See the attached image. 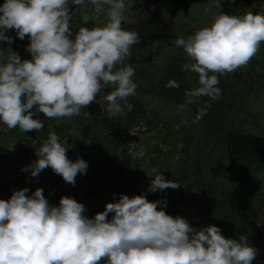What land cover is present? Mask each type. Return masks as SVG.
Returning <instances> with one entry per match:
<instances>
[{
	"label": "clouds",
	"instance_id": "9594fccd",
	"mask_svg": "<svg viewBox=\"0 0 264 264\" xmlns=\"http://www.w3.org/2000/svg\"><path fill=\"white\" fill-rule=\"evenodd\" d=\"M85 5L96 14L108 6L107 21L81 26L73 34L71 12ZM125 8V0H4L0 42L8 48L0 47V122L23 133L39 132L44 123L34 118L38 113L49 120L77 116L107 87L112 91L99 103H107L110 115L130 107L127 100L137 85L134 68L124 61L141 38L122 26ZM13 29L19 39H30L31 59H21L12 49L13 38L5 33ZM172 43L186 56L182 71L198 75L199 87L185 93L187 103L201 96L219 100V77L245 67L264 43V13L219 11L210 25ZM165 87L179 84L171 81ZM204 115L199 110L196 121ZM14 144L8 148L14 150ZM36 154L38 159L21 169L32 177L50 167L75 186L77 175L86 174L89 166L83 158L70 160L55 132ZM140 168L153 177L150 192L180 187L155 167ZM28 193L25 187L0 199V264H253L258 254L247 235L227 238L214 224L196 229L186 218L158 208L166 207V200L150 201L145 194H121L90 218L85 205L71 196H62L56 206L42 188Z\"/></svg>",
	"mask_w": 264,
	"mask_h": 264
},
{
	"label": "rangeland",
	"instance_id": "374dc122",
	"mask_svg": "<svg viewBox=\"0 0 264 264\" xmlns=\"http://www.w3.org/2000/svg\"><path fill=\"white\" fill-rule=\"evenodd\" d=\"M217 3L221 4L220 8L216 7ZM125 5L126 19L122 26L137 31L141 38L140 43L132 46V57L124 61L125 65L131 64L134 77L143 83V89H136V94L128 98L130 107L120 101L124 106L122 114L112 116L108 113L100 119H91L82 109L77 116L52 120L38 113L34 118L43 121L42 131L23 133L18 129L16 139L6 141L5 138L6 145L0 150L6 152L3 160L7 168L0 164V171L10 176L5 180L6 185L14 182L17 190L27 187L28 195L42 188L52 205L58 206L62 196L75 198L85 205V215L90 218L103 211L108 202L118 201L121 194H145L150 201L166 200V207L158 204V208L163 207L172 216H180L181 208L172 197L177 189L148 191L153 177L140 167H155L163 172L165 179L178 182L182 161L187 159L191 173L202 174L208 169L209 174H214L218 169L229 170L222 158L223 151L216 146L227 131L264 137V43L245 67L219 77L218 87L222 93L219 100L201 96L189 104L185 93L199 87L198 75L182 71L187 59L183 49L176 47L172 40L186 38L210 25L219 11L230 15L264 13V0H125ZM104 7L105 11L100 14L90 5L73 9L70 21L73 34L81 26H103L108 6ZM0 47L7 49L4 45ZM25 59H31L30 52ZM171 81L179 87H165ZM181 105H184L183 111ZM201 109L206 115L196 121ZM88 124L91 128L84 135L83 129ZM202 131L209 135L210 158L208 148L196 137ZM51 132H55L67 148L70 160L83 158L89 165L86 174L77 175L75 186L66 183L50 167L38 177L21 171L38 159L36 149ZM13 143L20 150L15 161L8 148ZM232 178L228 183L237 200L236 207L243 206L240 211H246V216L256 221V227L264 229V167L251 170L245 177L240 173L238 179L233 173ZM204 210L186 211L183 216L188 222L194 217L197 224L191 225L196 229L199 224L200 227L218 225L219 221L204 218L207 214ZM111 216L110 213L109 219ZM260 237L250 244L264 246V234ZM254 261V264H264V257L257 255Z\"/></svg>",
	"mask_w": 264,
	"mask_h": 264
},
{
	"label": "trees",
	"instance_id": "16d2710c",
	"mask_svg": "<svg viewBox=\"0 0 264 264\" xmlns=\"http://www.w3.org/2000/svg\"><path fill=\"white\" fill-rule=\"evenodd\" d=\"M3 3L4 0H0V5ZM147 29L154 32L152 28L148 27ZM5 34L13 38L12 49L20 55L21 59H25L29 53L27 46L30 43V39L27 36L23 40L19 39L14 29L7 31ZM0 45L8 48L7 42H0ZM132 79L137 85L136 89L142 90L143 83L138 80V77L133 76ZM111 91V87L103 88L97 96V102L82 108V110L91 119L106 117L108 115L107 103L105 102L104 106L101 107L99 101ZM90 128L91 124H88L83 129L84 135L88 134ZM196 137L200 144L208 148V156L210 158L209 152L212 149L209 135L202 131ZM216 146L223 151L222 158L224 159V164H228L229 170L219 171L218 169V173L209 174L207 169L202 174H194L189 170L190 161L184 159L178 181L180 187L177 188L172 197L176 199V205H179L181 208L180 216H183V213L186 211L196 212L197 210L205 209L204 211L207 214H204V218L211 217L214 221H219V224L216 226L220 227L222 235L227 238L238 239L240 234H245L248 236L249 243H256L257 241L254 239H260V236L264 234V229L262 226L257 228V224H254L256 221L253 217L246 216V211V213L240 211L243 206L236 207L237 200H234L231 194L232 190L230 189L231 184L228 182H232V179H234L232 178L233 173L235 179H238L240 173L245 177L251 170L264 167V137L250 133L227 131L220 138ZM118 164L124 166L119 161ZM210 177H213V180L210 181ZM11 195L0 193V199H9ZM208 211H211V213H208ZM192 218V220H189V223L195 226L197 221L194 217ZM202 227H200V224L198 225V229ZM255 248L258 250L257 255L264 257V250H261L264 249V246L260 245Z\"/></svg>",
	"mask_w": 264,
	"mask_h": 264
},
{
	"label": "crops",
	"instance_id": "0c3cea01",
	"mask_svg": "<svg viewBox=\"0 0 264 264\" xmlns=\"http://www.w3.org/2000/svg\"><path fill=\"white\" fill-rule=\"evenodd\" d=\"M18 128H14V129H9L6 125H4L2 122H0V147L5 146V138L6 141L7 140H12V139H16V137L18 136ZM9 138V139H8ZM19 149L14 146V150H10L9 152H12V155L14 157V161L18 159L19 157ZM6 154L5 151H1L0 150V164H2L5 168H7V166H5V162L3 160V156ZM9 155V153H8ZM9 174L8 173H3L0 171V193L1 194H12L13 190H17L16 188L13 187V185L15 184L14 182H12L9 185L5 184V180L7 178H9Z\"/></svg>",
	"mask_w": 264,
	"mask_h": 264
}]
</instances>
